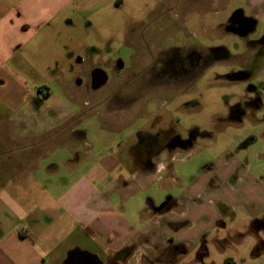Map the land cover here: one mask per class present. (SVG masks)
Segmentation results:
<instances>
[{"label": "crops", "instance_id": "crops-1", "mask_svg": "<svg viewBox=\"0 0 264 264\" xmlns=\"http://www.w3.org/2000/svg\"><path fill=\"white\" fill-rule=\"evenodd\" d=\"M97 1L0 0V264H72L74 258L103 264L105 254L110 264H130L136 255L145 258L140 264L209 262L208 247L221 253L225 245L218 232L223 216L214 208L219 201L211 199L193 211L145 213L139 228L120 215L122 199L137 186L146 189L148 178L163 181L165 166L161 163L158 174L136 169L141 178L132 172L124 181L122 167L131 171L132 155L100 149L121 138L102 135L90 144L79 131L84 125L78 107L55 94L52 83L74 49L46 62L44 70L34 63L40 79L43 71L51 73L46 84L27 81V55L36 56V62L40 55L31 46L34 40L48 36L70 12L88 10ZM246 9L264 22V0H247ZM260 64L264 74V57ZM249 178L238 180L249 186ZM126 246H131L128 260L121 256Z\"/></svg>", "mask_w": 264, "mask_h": 264}, {"label": "rangeland", "instance_id": "rangeland-1", "mask_svg": "<svg viewBox=\"0 0 264 264\" xmlns=\"http://www.w3.org/2000/svg\"><path fill=\"white\" fill-rule=\"evenodd\" d=\"M167 1L171 5L177 0ZM224 1H227L225 6ZM160 2L98 0L88 10L70 12L48 36H39L31 44L40 55L37 62L36 56L27 55V81L46 84L51 73L43 71L45 74L40 79L32 66L37 63L44 70L46 62L64 55L70 48H106L128 63L131 54L124 47V38L131 29L135 35H140L146 28H151L147 15ZM179 3L182 20L177 13H171L174 24L164 28L162 39L167 42H159L161 47L193 46L201 52L225 48L231 60L212 63L190 86H170L168 92L156 97L164 126L173 128L176 141L154 159L165 166L161 172L163 181L150 183L148 178L146 189L133 188L129 198L122 199L119 213L130 225L139 228L142 215L166 204L175 213L176 210L193 211L197 205L217 200L214 208L223 216L218 232L225 239L224 250L220 253L208 247L209 262L202 258L200 263L264 264V74L262 64L250 65L248 60L264 35V22L259 20L254 35L244 42L224 26L236 21V13L246 9L247 0H200L199 11L189 10V4L194 5V0ZM245 14L250 13L245 11ZM185 17L187 26L184 28ZM193 18L197 20L196 26H193ZM55 91V94H61ZM92 124L87 123L79 129L85 132L90 144L97 136H104L98 130H88ZM97 125L95 123L94 127ZM118 138L107 136L106 139ZM101 150L106 151L103 144ZM128 168L122 167L124 181L133 177L132 172L141 176V169L138 172L134 167L129 172ZM142 169L148 174H158V165ZM217 170H220L219 174ZM243 177H250L251 185H241L238 179ZM183 223L194 227L192 222ZM127 248L131 246L121 251ZM125 255L126 252L121 254L122 257ZM136 256L130 264L145 260ZM102 258L103 264H110L108 254ZM194 258L187 260L194 261ZM70 263L91 264L82 258H74Z\"/></svg>", "mask_w": 264, "mask_h": 264}, {"label": "flooded vegetation", "instance_id": "flooded-vegetation-1", "mask_svg": "<svg viewBox=\"0 0 264 264\" xmlns=\"http://www.w3.org/2000/svg\"><path fill=\"white\" fill-rule=\"evenodd\" d=\"M180 1L169 5V1L161 0L147 15L151 28H146L145 33L135 35L131 29L124 38V47L131 54L128 63L106 48L89 46L68 52L65 71L53 74V85L66 100L78 107L77 113L79 111L78 114H81L83 125L93 123L88 130L94 132L95 129L106 136L121 138L112 147L104 143L103 149L129 151L132 155L129 165L132 168L159 167L161 162H154V159L164 154L167 146L176 141L173 128L164 126V119L160 115L162 109L156 97L168 92L170 86H190L212 63L231 60L225 48L201 52L193 46L161 47L167 42L162 39L164 28L174 24L171 13H177L182 20ZM189 5V10L194 11H199L201 7L200 0H194V5ZM245 11L248 12L243 9L236 13L234 23L237 27L234 23H227L224 27H229L230 34L247 42L254 35L259 20L245 14ZM182 22L186 27V17ZM195 22L197 20L193 18V26H196ZM258 43L250 65H259L264 57V35ZM43 93L46 95L48 91L44 89ZM80 120L74 124L81 126ZM95 123L98 124L97 128L94 127ZM127 138L134 139L129 144ZM156 211L165 213L170 208L166 204ZM124 252L126 255L123 257L128 260L131 255L129 250L121 254Z\"/></svg>", "mask_w": 264, "mask_h": 264}, {"label": "trees", "instance_id": "trees-1", "mask_svg": "<svg viewBox=\"0 0 264 264\" xmlns=\"http://www.w3.org/2000/svg\"><path fill=\"white\" fill-rule=\"evenodd\" d=\"M98 264H100V262H98Z\"/></svg>", "mask_w": 264, "mask_h": 264}]
</instances>
